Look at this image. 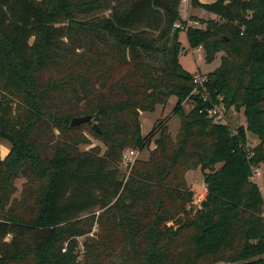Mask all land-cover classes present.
<instances>
[{
    "label": "trees",
    "instance_id": "trees-1",
    "mask_svg": "<svg viewBox=\"0 0 264 264\" xmlns=\"http://www.w3.org/2000/svg\"><path fill=\"white\" fill-rule=\"evenodd\" d=\"M190 5L216 19L183 30L181 0H0V264H264V0ZM180 31L220 56L207 91L245 125L214 124L191 95ZM171 97L175 138L169 117L143 135L140 113ZM88 115L100 133L70 125ZM89 137L104 152L81 150ZM151 144L122 170L124 150Z\"/></svg>",
    "mask_w": 264,
    "mask_h": 264
},
{
    "label": "rangeland",
    "instance_id": "rangeland-1",
    "mask_svg": "<svg viewBox=\"0 0 264 264\" xmlns=\"http://www.w3.org/2000/svg\"><path fill=\"white\" fill-rule=\"evenodd\" d=\"M189 6L186 7L185 5H181V8H180L184 13L183 17H185L186 22H187L185 27L193 21L199 23V20L209 19V16L204 15L200 11H195L194 7L193 9H190ZM183 30L185 29L183 28ZM178 41L182 49L178 57L179 64L190 75L195 76V75L207 74L209 72H212L214 69H216L219 66L220 64L219 55L212 62L206 63L204 60V53L201 47L190 48L188 46L185 31L179 32ZM175 103H176V98L171 97L167 105L157 106L154 112H141L140 118H139L141 133L143 135H147L158 120H164L167 117H169V119L167 120V125H168L169 132L172 138H175L178 132L179 123H180L178 116L172 114ZM192 106H193V102L191 101L185 102L183 104L184 112H188L192 108ZM227 124H229V126H231L232 129H236L237 127L241 125H245V117L243 115L242 110L237 111V110H234L233 108L229 109L228 114H227ZM89 138H90V144L80 146L81 150H87L90 147L99 146L102 152H104L105 147L102 145L101 142H99L98 140L92 137H89ZM258 143H259V139L256 136H254L251 133H247V147L249 149L253 148ZM153 147L154 145L151 144L149 149L145 148L142 151L138 150L139 154H138L137 159L146 160L149 156L150 150L153 149ZM6 148L10 149L9 142L4 139H1L0 140V152L4 153ZM257 168L259 169L260 173L259 175H257L256 177L252 179L258 184L263 200H264V163L257 166ZM122 170L128 173V169L126 170L122 167ZM195 171H198V170H195ZM195 171H189L186 174V180H187L189 187L194 192L193 202H194V205L197 207L200 205V200H202L201 195H202V192H204L205 190V185H204V180L201 178L202 176L201 172H195ZM22 182L23 180H18L16 182V185L19 190L21 189ZM18 195L19 193L17 194V196ZM95 213L98 214V212H95ZM83 240H84L83 237L79 238V243H81ZM215 264H237V263L218 262Z\"/></svg>",
    "mask_w": 264,
    "mask_h": 264
},
{
    "label": "built area",
    "instance_id": "built-area-1",
    "mask_svg": "<svg viewBox=\"0 0 264 264\" xmlns=\"http://www.w3.org/2000/svg\"><path fill=\"white\" fill-rule=\"evenodd\" d=\"M181 5H190V0H181ZM181 7V6H180ZM188 26L199 27L198 22H191L186 27L183 28L186 30ZM175 28H182L180 23H175ZM193 81V90L191 92L192 96L197 97L204 103H208L209 107L206 108V116L214 123V124H227V114L228 110L225 107L222 98L217 97L215 100H212L209 96V93L206 88L207 77L205 74L203 75H195L192 77ZM139 151L134 149H126L123 151L121 155V166L124 169H130L135 161L137 160ZM259 169L256 167L253 169L252 178L259 175ZM202 200H200L201 202Z\"/></svg>",
    "mask_w": 264,
    "mask_h": 264
},
{
    "label": "crops",
    "instance_id": "crops-1",
    "mask_svg": "<svg viewBox=\"0 0 264 264\" xmlns=\"http://www.w3.org/2000/svg\"><path fill=\"white\" fill-rule=\"evenodd\" d=\"M201 3H203V4H209V3H213V2H215L216 0H199ZM187 6H189V5H187ZM186 6V7H187ZM181 8V7H180ZM189 8L190 9H193V6H189ZM194 10L195 11H200L201 13H203L204 15H207V16H209V19H216V17L215 16H213V14H208V13H206L205 11H203L202 9H200V8H194ZM181 12H182V14H181ZM187 13V12H186ZM183 11L180 9V16H181V18L183 19V20H186L185 19V17H183ZM188 23H190V22H188ZM8 151H9V149L8 148H6L5 149V151H4V153H2L1 152V154L2 155H6L7 153H8ZM195 172H200L199 170L198 171H195ZM201 178L203 179V177L201 176ZM192 190V189H191ZM205 193H206V190H204V192H202V195H201V199L203 200V198H204V196H205Z\"/></svg>",
    "mask_w": 264,
    "mask_h": 264
},
{
    "label": "water",
    "instance_id": "water-1",
    "mask_svg": "<svg viewBox=\"0 0 264 264\" xmlns=\"http://www.w3.org/2000/svg\"><path fill=\"white\" fill-rule=\"evenodd\" d=\"M82 123H92V128L100 133V128L98 127L97 123L94 121L93 116L88 115V116H82V117H74L72 118L70 125L71 126H76Z\"/></svg>",
    "mask_w": 264,
    "mask_h": 264
}]
</instances>
